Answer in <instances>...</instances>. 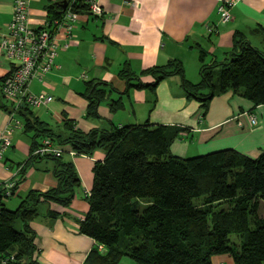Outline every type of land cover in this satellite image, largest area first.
<instances>
[{
  "label": "crops",
  "instance_id": "obj_1",
  "mask_svg": "<svg viewBox=\"0 0 264 264\" xmlns=\"http://www.w3.org/2000/svg\"><path fill=\"white\" fill-rule=\"evenodd\" d=\"M59 1L28 0L29 24L42 26L47 5ZM99 1L102 15L94 16L85 8L77 11L72 35L65 40L67 47L58 50L55 68L43 82L32 80L28 84L29 91L42 90L52 96L45 105L29 107L30 118L59 133H65V121L82 131L144 121L179 126L184 129L169 145L170 153L179 157L222 148H233L248 157L259 154L264 148V104L254 107L251 101L226 90L208 100L201 118L199 101L185 95L177 74L166 76L153 87L133 85L152 82L148 70L173 59L181 63L184 79L197 83L200 66L222 60L233 46L235 31L264 52V0H231L230 20L218 23L214 32H208L206 26L217 23L216 6L225 0ZM12 5L13 0H0L1 30L6 31ZM11 66L0 50V80ZM123 67L136 76L129 81L132 86L118 75ZM89 81L104 83L98 87L102 98L96 104L95 116L86 114L84 93ZM6 105L0 95V132L7 126ZM248 113L256 116V125L249 124ZM9 137L10 146L0 160V185L14 181L11 194L2 199L6 208L14 209L29 190L45 191L55 186L56 179L50 160L24 163L31 145L30 132L21 125ZM65 157L72 162L80 186L67 206L53 202L37 205V215L29 222L35 246L29 264H83L96 247L92 238L79 231V223L88 209L92 163L103 158V151L96 149L90 156L67 152ZM21 225L16 223L17 228ZM117 264L135 263L122 256ZM211 264L232 261L228 254H218L211 257Z\"/></svg>",
  "mask_w": 264,
  "mask_h": 264
},
{
  "label": "trees",
  "instance_id": "obj_2",
  "mask_svg": "<svg viewBox=\"0 0 264 264\" xmlns=\"http://www.w3.org/2000/svg\"><path fill=\"white\" fill-rule=\"evenodd\" d=\"M85 7L73 5L76 12ZM61 13L56 3H50L46 20ZM234 38L222 60L200 66L195 84L184 79L181 63L173 59L148 70L152 82L133 86L153 87L177 74L185 95L199 101L201 118L208 100L226 90L254 107L264 104V52L238 31ZM118 75L127 86L136 78L124 67ZM101 84L86 83L87 115L95 116ZM5 109L9 110L8 104ZM16 115L23 130L31 133L24 163L50 160L56 184L45 191L29 190L14 209L4 206L0 185V260L6 257V264L32 262L34 232L29 222L37 215V205L67 206L80 186L72 162L65 157L67 152L90 156L96 149L103 151V158L92 163L88 209L79 223V231L92 238L96 247L83 264H117L122 256L135 264H211V257L218 254H228L232 264H264V210L260 212L264 207V148L256 157L233 148L179 157L169 151L184 129L179 126L144 121L82 131L65 121V133H59L30 118L27 105L20 106ZM44 137L62 148L59 156L30 155ZM17 222L22 223L20 228Z\"/></svg>",
  "mask_w": 264,
  "mask_h": 264
},
{
  "label": "built area",
  "instance_id": "obj_3",
  "mask_svg": "<svg viewBox=\"0 0 264 264\" xmlns=\"http://www.w3.org/2000/svg\"><path fill=\"white\" fill-rule=\"evenodd\" d=\"M28 0H13L10 20L5 24V29H0V50L12 62L11 68L0 80V95L9 105L7 113V126L0 132V160L3 152L10 146V133L13 129L21 127V121L16 115L20 106L29 107L47 104L52 96L44 91L37 93L28 90L32 80L43 82L46 74L55 68V57L59 49H65L70 37L73 22L77 19L74 4H84L86 10L94 16L102 15L99 0H64L65 6L59 17L51 21L45 20L40 27H33L28 22ZM231 0L218 2L216 12L218 22L224 24L230 19L229 7ZM217 24L206 26L209 32H214ZM250 125H256V116L248 113ZM62 148L50 141L49 138L41 139L30 153L32 156H59ZM72 154V151H68ZM14 181L3 184V198L12 192ZM100 248V247H99ZM12 260V255L9 256ZM1 264L7 263V258L0 260Z\"/></svg>",
  "mask_w": 264,
  "mask_h": 264
},
{
  "label": "water",
  "instance_id": "obj_4",
  "mask_svg": "<svg viewBox=\"0 0 264 264\" xmlns=\"http://www.w3.org/2000/svg\"><path fill=\"white\" fill-rule=\"evenodd\" d=\"M56 5H57L61 10H63V8H64V6H65V1H64V0H61V1L57 2Z\"/></svg>",
  "mask_w": 264,
  "mask_h": 264
},
{
  "label": "rangeland",
  "instance_id": "obj_5",
  "mask_svg": "<svg viewBox=\"0 0 264 264\" xmlns=\"http://www.w3.org/2000/svg\"><path fill=\"white\" fill-rule=\"evenodd\" d=\"M246 115H247V118H248V114H246ZM248 121H249V120H248ZM189 157H190V156H189ZM136 204H138V203L136 202ZM263 210H264V207L261 208V211H260V212H262ZM230 238L233 239L234 236H233L232 234H230Z\"/></svg>",
  "mask_w": 264,
  "mask_h": 264
}]
</instances>
